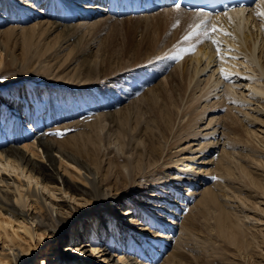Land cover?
I'll return each instance as SVG.
<instances>
[{
  "label": "rangeland",
  "instance_id": "obj_1",
  "mask_svg": "<svg viewBox=\"0 0 264 264\" xmlns=\"http://www.w3.org/2000/svg\"><path fill=\"white\" fill-rule=\"evenodd\" d=\"M42 1L44 4L47 3V0ZM44 7L46 8V6ZM44 7L42 10H44ZM171 7L151 12L148 16L125 14L116 21L106 19L105 24H95L92 33L85 37L81 43L76 44L74 41L64 43V47L60 48L55 57L57 64L61 61L65 63L68 59L71 60L72 56L84 50L87 43H90L91 49L99 54V67L96 66V75L87 85V89L81 87V83L70 81L69 76L72 74L73 68L61 77L58 76L61 74L60 71L54 73L55 70L52 71L49 58L48 62L36 60L26 66H8L0 63V73L3 78L15 79L16 77L17 79L19 77L23 81L1 84V91H4L3 95L7 96L9 102H11L13 99V86L11 85L15 84L17 86L22 97H18L17 102H19V106L26 108L27 120H30L32 116L34 119L36 107L43 99L45 110L40 115L41 129L47 130L46 133L54 139L56 144L63 146L77 144L78 147L75 148V152L95 166L104 185L112 188L113 192H124L126 193L125 197H131L125 198L126 205L123 204L124 208L142 198L140 193L135 192L144 180L143 178L165 176L166 170L171 177L183 178L184 182L180 183L181 187L179 189L171 187V199L174 204L168 209L172 212L166 214L170 218L174 217L175 220L179 219V221L183 220L184 215L190 216H188V222H190L189 225L192 228L190 235L193 241L190 245L191 249L188 248V255L189 259L193 260L192 262H198V264H256L255 261L260 259L264 264V256L260 253H264V242L260 249L254 252V259L250 258L249 263H247V257L243 256L242 246L243 241L251 242L254 240L255 235L260 232L263 226H258V223L261 219H264V216L259 214V217H256L259 222L246 218L240 204L243 201L249 207H252L254 211L248 213L250 216H254L256 210L264 206L261 204V202L264 203V168H262V165H258V163L264 165V115L247 108L248 105L250 107L254 106L252 103V98L256 95L254 87L261 86L264 88V82L261 78L263 76L259 77L258 74L252 73L254 70L251 68L255 67L254 64L249 62V59L237 46L230 47L227 43L225 49L222 48L224 45L220 46L219 55L215 51V62L210 63L208 69L199 71L198 74L195 73L194 70L196 68L201 69L202 66L199 67L200 63L196 64L192 60L196 53L194 49L196 44L206 35V31L198 29L196 22L193 19L190 20L187 14L178 13L174 15V10ZM51 8L52 6L49 9ZM52 17L45 18L53 20ZM13 20H15L13 23L19 21L18 19ZM209 30L212 31V28ZM52 36L53 34H50L48 38L44 39L43 43L37 48V50L39 49L38 52L43 51L42 48L45 43H48L47 41L50 45L55 46L60 42L59 38ZM92 36L95 38L94 41H91ZM185 37H188V39H185ZM22 44L23 41L18 35L11 37L9 41L11 49L15 50L17 60L22 57L20 53ZM110 54H114V60H116L114 66L108 64L107 60H109ZM204 57L202 56V58ZM220 63L227 68L224 71L227 73V78L221 73ZM70 66H73V64L71 63ZM247 66L251 68H247ZM228 84L230 85L227 86ZM131 86L138 87L135 96L144 94L148 89L156 86V90L159 91V98L154 107L149 108L148 114L141 115V127L144 124L149 125L150 130L147 133L139 130L135 135L139 152L135 151L134 148L128 149L130 152L127 151L128 157H126L124 153L127 148L121 143L123 139L120 136L115 138L113 142L106 141L98 127H88V123L95 124L94 115L104 111L101 98H105L104 100L109 102L107 106H110L112 102L109 98L115 97V95L118 97L121 90H129ZM30 88L43 94L44 98H37V105L30 103L28 93ZM83 94L86 95V99H90L81 104L79 101L78 104V100L85 99L81 98ZM53 96H61V99L57 101ZM91 100L93 102L90 104ZM121 101L119 100V106L122 103ZM86 102L90 106L95 103L94 108L87 111L83 108ZM112 105L109 108L113 109L114 104L112 103ZM12 109L10 123L13 127L9 130V137L14 138L20 134L19 143L23 144L27 138L21 135L20 129L23 130L25 120L18 119L15 106ZM159 113H162L165 117L169 114H173L175 117L174 128L172 127L170 134L167 133L168 131L166 132L164 122L157 120ZM252 118L256 120H252ZM234 121L239 123L241 137L240 134L235 133L237 126L228 130L229 125ZM246 121L250 122L246 123L250 130L242 125ZM33 125L34 122L32 121L31 130L34 132ZM244 127L248 129L247 132ZM175 130L186 131L189 135L193 134L194 136H190L188 139L192 137L197 141L190 142L186 140L187 138L181 139L177 136L179 131ZM57 132L63 134L57 135ZM184 133L183 135H185ZM31 136L30 139L32 140L33 137ZM247 136L248 141H245ZM34 139L36 140V137ZM197 142L200 146L209 143L215 144L208 150L203 151L206 157L205 160L209 159V164L206 165V162H202L204 164L198 165L199 160L203 161L202 154H200L195 159L196 163L195 161L183 162L190 166L177 165L176 168L172 167V159L178 156L176 150L188 143ZM252 144L256 147H251ZM228 146L230 149L227 148ZM226 149L233 153L230 157L224 158L223 152ZM37 151L39 154V157L35 156L37 162L40 160L39 163L49 167L42 149L37 148ZM181 156H185V154L182 152ZM56 158L55 165L60 170L61 175H65L67 179H71L78 185H87L81 178L74 176L72 173L70 174L68 170L66 171L64 167L67 166V168L81 175L83 169H78L67 163L65 159L61 160L58 154H56ZM220 158L226 159V162L232 164L233 167L235 163L244 164V176H240L236 172L237 170L233 169L235 173L228 174V177L224 179L225 176L218 173L216 168ZM59 161L61 165H59ZM129 165L133 166L132 173L129 172ZM164 165L171 168L164 169ZM251 177L257 179L259 184L250 183L249 181L252 182L249 179ZM224 180H229L232 186L228 183L225 186ZM168 181L163 182L164 185H172ZM220 185L221 188L224 185L226 189H229L232 194L229 203L231 207L234 206V208H229V205H225L223 209L233 215L235 219H240L242 232L239 231L236 237V239H239L237 240L240 247L238 251L234 247L225 244V235L219 238L216 237L215 233L211 235L210 232H214L216 229L215 216L219 217L220 223L221 218L218 214H207L203 204L198 202L207 186L210 189L214 186V190L218 191ZM260 186L263 192L258 194V189H261ZM44 193L48 195L46 190H44ZM56 193L61 195L57 199L69 200L73 205H79L72 198L70 199L67 194H60L59 191H56ZM142 200L144 199L142 198ZM179 202L183 204L181 205ZM243 202L241 203L245 204ZM257 202L259 203L257 204ZM209 210L218 211L216 207H210ZM245 211L247 210L244 209ZM262 214L264 215V213ZM0 217L3 216L0 215ZM107 217V214L103 215L102 223L105 225L104 232L107 246L113 253V259H116L118 255L115 250H121L123 247V234L115 229L116 225L119 227V223H113L114 232L109 229L110 225ZM137 217H144L140 209ZM151 218L153 217L151 216ZM230 222V225L234 226L232 224L235 221L230 220ZM13 225V229L23 236L22 229L17 228L16 224ZM91 227L90 217H88L82 227L84 236L74 240L71 244L74 248H76L79 241L87 242V248H91L89 245L91 242V240L89 241ZM129 229H131L130 241L134 250L133 255L136 258L141 255L155 261L164 256L165 251H168V249H162L153 236L148 237L147 234L134 233L132 228ZM174 233L176 235V230L168 232L171 237ZM113 236L117 239L118 245L113 241ZM2 240L4 238H0V247L3 245ZM26 241L29 242L28 239ZM26 241L20 240L23 244H26ZM55 241L54 235H47L46 233L39 241L37 237L30 241L33 250L29 264H40L44 257L49 259L47 264H55L52 257L53 248L55 247L52 245ZM67 243L66 241L62 242L59 246L63 247V244L66 245ZM174 244L175 242H172L170 247ZM155 247L158 252H155ZM58 250L60 248L55 251ZM81 255V259H90L83 254ZM98 255V253H94L97 263L109 264L106 260L101 261ZM143 257L139 258L142 259ZM1 264L7 263L3 260Z\"/></svg>",
  "mask_w": 264,
  "mask_h": 264
},
{
  "label": "bare ground",
  "instance_id": "obj_2",
  "mask_svg": "<svg viewBox=\"0 0 264 264\" xmlns=\"http://www.w3.org/2000/svg\"><path fill=\"white\" fill-rule=\"evenodd\" d=\"M155 1L157 3L161 2V5L164 4V6L168 5L165 3V0ZM138 2H140V6H138ZM37 3L38 5H36ZM151 5L153 8L158 6H155L153 1H151ZM50 6H52L51 9H49ZM43 7L44 10H42ZM171 8L174 10V15L185 13L189 16L190 20L193 19L196 22L198 29L206 31V35L202 38L203 40L201 39L194 49L196 53L192 60L196 64L200 63L199 67L200 65L202 66L201 69L196 68L194 70L195 73L197 72L198 74L199 71L208 69L210 63L213 64L215 62V51L220 49L222 45H224L222 48L225 49L227 43L228 46L231 47L234 45L243 51L249 59V62L255 66L254 68L247 66V68L249 67L254 70L252 73L258 74L259 77L263 76L261 78L264 82V16L257 15V12L264 11V0H260L255 6L247 9V11L233 9L220 14L188 11L176 5ZM146 10L151 9L145 7L142 0H47L46 4L42 0H39V2L37 0H0V63L8 66H26L36 60L48 62L50 58L49 61L52 64L51 69L52 71L55 70L54 73L60 71L61 74L58 73V76L61 77L73 68V72L69 76L70 81L81 83V87L86 88L89 82L93 80V76L96 75L95 72L97 70L95 68L96 66L99 67L100 62L99 54L91 49L90 43H87L84 50L72 56L71 60L68 59L65 63L61 61L57 64L55 57L60 51V48L64 47L63 44L68 41H74L76 44L81 43L85 37L92 33V28L95 24H105L106 19L116 21L121 19L120 17L125 14H135V16L150 15L151 12L148 13L149 11ZM50 16H53V20L45 18ZM13 19H18V23H13L15 22ZM213 27L216 28V31L209 30L210 28L213 29ZM12 34L13 36L18 35L23 41L20 50L22 56L20 60L16 59L15 50L11 49L9 45V41L13 37ZM50 34H53L52 37L59 38L60 42L55 46L50 45L49 41H47L48 43H45V46L42 48L43 51H39L41 52L39 53V49L37 50V48ZM94 39V36H92L91 41H94ZM213 40L218 43L214 44ZM202 56L205 57L202 58ZM108 59V64L114 66L113 64L116 62L114 60V54H110ZM71 63L73 66H70ZM221 69L224 71L227 70L226 66L222 63H220ZM240 73L242 74V72ZM15 81L23 82L19 77L17 79L16 77L15 79L3 78L0 73V215L3 216L0 217V238H4L2 240L3 245L0 247V264L3 260L7 264H29L33 250V245H31L30 241L35 237L39 241L45 233L47 235H54L56 238L54 245H52L53 247L55 246L52 255L55 264H100L95 261V252L99 254L98 257H100L101 261L106 260L109 264H198V262H192L193 260L189 259L188 255V248L191 249L190 245L193 241L190 235L192 228L189 225L190 222H188L190 216L184 215L183 220L179 221V219L175 220L174 217L170 218L166 214L167 212H172L168 209L174 204V201L171 199V187L179 189L181 187L180 183L184 182L183 178L178 176L171 177L167 170L165 176L145 177L135 192L140 193V196L144 200L141 198L132 202L134 205L130 204L128 207L125 206V198L131 197H125L126 193L124 192H113L112 188L104 185L95 166L75 152V148L78 147L77 144L66 146L56 144L54 139L46 133L47 130L44 131L41 129L40 115L45 110L42 99L44 98L43 94L31 88L28 90L31 104L34 103V105H37V98L42 99L38 107H36L34 119L32 116L31 119L28 118L30 120L26 118V108L21 107V105L19 106V102H17V98L21 97V91L15 84L11 85L13 86V99L9 102L8 97L3 95L4 91H1V84L13 83ZM132 86L129 90H121V94L118 97L115 95V97L112 96L109 98L114 104L113 109L109 108L112 103L110 106H107L109 102L104 100L105 98H101L104 111L94 115L93 119L96 120L95 124L87 122L88 127L97 126L106 141L113 142L115 138L120 136L123 139L121 143L127 148L124 153L126 157H128V154H126L127 151L128 153L130 152L128 149L134 148L135 151H138L137 138H135L138 131L141 130L147 133L150 130L149 125L144 124L141 127V115L148 114L149 108L154 107V104L159 98V91L156 90L157 85L139 96H135V91L138 87ZM256 87H254L256 95L252 98L254 106L250 107L248 105L247 108L264 115V103H262L264 102V88L261 86ZM53 98L59 101L61 96H53ZM81 98L85 99L78 100V104L79 101L81 104L90 99H86L85 94ZM119 100H122L120 106L118 104ZM92 102L91 100L90 104ZM86 103L83 108L87 111L93 109L95 106V103L91 106ZM99 103L101 102L99 101ZM14 106L18 119L25 120L23 122V130L22 128L20 129L21 135L27 138L23 144L19 143L20 134L14 138L9 137V130L13 127L10 123V117ZM21 109L23 110L21 111ZM157 120L164 122L166 132L168 131L167 133L170 134L172 132L175 121L173 114L165 117L162 113H159ZM252 120L256 119L252 118ZM32 121L34 122V132L31 130ZM246 123L250 122L246 121L242 125L246 126ZM236 126L235 133L240 134L241 137L240 127L237 121L231 123L228 130L230 128L234 129ZM246 127L244 128L247 132L250 128L247 127L248 129H246ZM30 136L33 137L32 140ZM177 136L181 139L187 138L186 140L190 142L196 140L192 137L188 139L194 135H189L183 130L179 131ZM35 137L36 140L34 139ZM245 141H248V136ZM212 145L215 144L209 143L208 145L200 146L197 142L188 143L185 146L179 147L176 150L178 151V156L172 159V167L176 168L177 165L190 166L186 162L195 161L196 163L197 161L195 159L200 154H202L203 161L199 160L198 165L204 164L202 162H206V165H208L209 159L205 160L206 157L203 151L208 150ZM251 147L256 146L252 144ZM37 148L42 149V153L49 167L39 163L40 160L37 162L35 159V156L39 157ZM182 152L185 156H181ZM232 153L226 149L223 152V157H230ZM56 154H58L61 160L65 159L67 163L74 165L78 169H83V174L81 175L67 168V166L64 167L70 174L72 173L74 176L81 178L87 184L86 186L78 185L71 179H67L65 175L60 174V170L55 165L57 159ZM184 161H186L185 164L183 163ZM229 164L226 162V159L222 158L216 164L218 173L225 176L224 179L228 177V174L235 173L233 169L237 170L236 172L240 176H244V164L235 163L234 167L232 164ZM59 165H61L60 161ZM258 165H262V168H264L262 163H258ZM163 168L168 169L171 167L164 165ZM128 169L132 173L133 166L129 165ZM249 179L252 180V182L249 181L250 183L259 184L257 179L252 177ZM167 180L172 185H164L163 182ZM224 182L225 186L227 183L232 186L229 180H224ZM224 185L222 188L220 185L218 191L214 190V186L212 189L207 186L198 199V202L203 204L207 214H218L221 218L220 223L219 217L215 216L216 229L214 232H210L211 235L215 233L218 238L225 235V244L234 247L238 251L240 247L237 240L239 239H236V237L239 231L242 232L241 223L240 219H235L233 215L223 209L225 205H229V208H234L229 203L232 194ZM44 190L48 192V195L44 193ZM56 191H59L60 194H67L70 199L72 198L79 205H73L69 200L57 199L61 195H58ZM262 192L263 190L261 188L258 189L257 193L261 194ZM174 200L177 201L176 199ZM241 202L243 215L246 218H251L259 222L256 217H259V214L264 216L262 214L264 213V206L263 208L257 209L262 213L256 210L254 216H250L248 213L254 210L245 202L243 203L246 205ZM179 203L181 205L183 204L182 202ZM123 204H125V208ZM261 204L264 205L263 202ZM210 207H216L218 211H211L209 210ZM139 209L144 217H137ZM244 209L247 211L244 212ZM104 212L108 216L109 229L113 231V223H119V227L116 225L115 229L116 231H121L123 234V247L121 250H115L118 255L116 259H113V253L109 249V246H107L106 234L104 232L105 225L102 223L103 215H105ZM88 217H90L92 226V231L89 236V241L91 240L89 245L91 248H87V242L81 241L74 248L71 244H73L74 240H78L84 236L82 227ZM230 220L235 221L232 224L234 226L230 225ZM263 220L261 219L258 223V226L263 227L255 235L254 240L251 242H242L243 256L247 257V263H249L250 258L254 259V252L259 250L264 242ZM13 224H16L17 228L22 229L23 236L18 234L17 230L15 231L13 229ZM129 228H132L134 233L147 234L148 237L153 236L157 239L158 245L162 249H168V251H165L164 256L156 260L154 259L155 261L141 255H138L136 258L133 255L134 250L130 241L131 229ZM173 230H176L177 233L176 235L174 233L173 237H171L168 232ZM27 239L29 242L26 241ZM20 240L26 241V244L21 243ZM65 241L68 243L60 247L59 245ZM113 241L118 245L117 239L114 236ZM172 242H175V244L170 247ZM57 248H60V250L55 251ZM154 250L158 252L156 247ZM260 253L264 256L263 252ZM81 254L90 259H81ZM139 257L143 258L140 259ZM255 262L256 264H263L260 259H257ZM47 263H49L48 257H44L42 262H40V264Z\"/></svg>",
  "mask_w": 264,
  "mask_h": 264
},
{
  "label": "snow or ice",
  "instance_id": "obj_3",
  "mask_svg": "<svg viewBox=\"0 0 264 264\" xmlns=\"http://www.w3.org/2000/svg\"><path fill=\"white\" fill-rule=\"evenodd\" d=\"M257 15L264 16V11H259V12H257ZM212 30H213V31H216V28L213 27ZM185 39H188V37H185ZM213 43H214V44H217L218 42L215 41V40H213ZM217 52H218V55H219V49H217ZM221 73H222L223 75H225V78H227V73H225L223 69H221ZM56 134H57V135H62L63 133L57 132Z\"/></svg>",
  "mask_w": 264,
  "mask_h": 264
}]
</instances>
